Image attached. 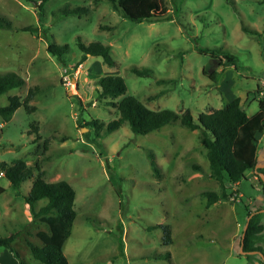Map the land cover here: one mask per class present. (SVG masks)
<instances>
[{
  "label": "rangeland",
  "instance_id": "1",
  "mask_svg": "<svg viewBox=\"0 0 264 264\" xmlns=\"http://www.w3.org/2000/svg\"><path fill=\"white\" fill-rule=\"evenodd\" d=\"M165 2L163 16L135 22L107 0H47L42 11L26 0H0V15L11 22L0 27V73L25 80L0 94V105L37 86L27 102L31 108L18 107L8 121L0 118V161L22 159L32 172L18 188L0 173V236L16 233L11 244L25 264H45L33 258L27 241L40 245L37 233L48 226L32 218L24 199L39 171L75 191L76 214L62 245L67 264H260L257 254L239 252L243 203L264 208L256 172L239 181L238 194L205 207L201 191L221 189L208 175L197 129L176 121L144 134L127 124L106 131L118 116L110 101L121 96L98 95L102 75H120L125 95L151 109H189L194 118L234 97L250 115L264 97V0ZM64 6L88 11L65 15ZM27 26L31 30L22 29ZM79 41L110 45L115 64L87 55L73 69ZM52 42L66 45L64 60L48 50ZM206 47L233 53L239 70L218 66L199 52ZM132 66L151 72L137 75ZM213 69L215 80L209 77ZM255 137L257 163H264V132ZM166 224L170 241L164 240ZM0 264L18 260L0 246Z\"/></svg>",
  "mask_w": 264,
  "mask_h": 264
},
{
  "label": "trees",
  "instance_id": "2",
  "mask_svg": "<svg viewBox=\"0 0 264 264\" xmlns=\"http://www.w3.org/2000/svg\"><path fill=\"white\" fill-rule=\"evenodd\" d=\"M34 3L42 11L47 0H26ZM111 7L120 12L131 21L139 22L142 20L153 21L165 14L167 5L165 0H107ZM60 10L65 14H74L86 12V7H61ZM0 27H11V22L3 15H0ZM23 30H31L30 27H24ZM251 34H257V31L243 27ZM81 50L80 59L72 65L73 69L86 58L87 55H99L107 65H114L115 61L111 57L110 45H103L99 41H91L84 44L77 43ZM66 45L57 46L53 42L48 44V50L51 53H58V59H62L60 54ZM199 52L208 53L212 61L218 66H233L239 70L237 57L220 47L199 48ZM131 71L137 75H144L151 72V68L132 66ZM217 69L211 70L209 77L216 79ZM99 96H107L115 99L110 101L117 108L118 116L106 125V131L127 124L134 133H147L159 129L164 124L178 122L189 130L197 129L200 144L204 151V156L208 161V175L216 181L221 189L220 194L212 189L201 191V196L205 198V207L221 199H228L232 194H238L237 184L241 179H247L248 171H254L257 174L260 183V189L264 194V183L259 177V172L264 174V166L255 168L256 159V133L264 132V97L259 96L258 110L253 114H247L245 108L240 103L238 97H234L223 106L208 111L198 113L194 118L189 109L182 112H176L173 109H151L133 95H125L126 84L120 75H102L96 80ZM25 83V80L15 72L0 73V94L10 88L17 87ZM37 86L27 90L26 95L8 96L7 104L0 105V118L8 121L14 111L23 106L31 108L27 102L35 94ZM258 90V86H257ZM93 126L99 127L97 119L90 121ZM96 127V128H97ZM154 163L153 160H151ZM195 169H200L198 165H193ZM0 172L9 180L14 188H18L22 181L28 179L32 172L22 159H16L12 163L0 161ZM4 187L0 185V193ZM75 191L73 187L64 179L56 181H47L42 177L39 171L31 181L29 192L24 196L25 202L32 218H40L45 221L48 230H41L37 233L40 245L27 241L29 251L33 258L45 264H67V259L62 251V245L68 237L70 227L75 217L74 209ZM39 200L44 203L36 208ZM246 210L245 221L251 213L244 233L242 248L243 250H257L264 256V211L262 208L249 209L246 203H243ZM245 223V222H244ZM244 226V224H243ZM167 230L164 240L170 241V226L163 225ZM16 233L7 236H0V246L11 250L13 256L18 260V264H25L18 251L12 246L11 242ZM240 245V240H239ZM257 254L259 263H262V257ZM250 253L246 254L248 257Z\"/></svg>",
  "mask_w": 264,
  "mask_h": 264
},
{
  "label": "water",
  "instance_id": "3",
  "mask_svg": "<svg viewBox=\"0 0 264 264\" xmlns=\"http://www.w3.org/2000/svg\"><path fill=\"white\" fill-rule=\"evenodd\" d=\"M261 166H264V163H256L255 168H257V167H261ZM258 175H259L260 179H261V180L263 181V183H264V174H263L262 172H259ZM260 210L263 211L264 208H261ZM252 213H253V212H251V213L247 216L246 221H245V223H244L243 230H242L241 235H240V245H239L240 248H239V252L242 253V254H248V253H250V254H253V253H259V254L261 255V257H262V263H261V264H264V256H263V254H262L261 252H258L257 250H249V251H247V250H243V248H242V242H243L244 233H245V230H246V227H247V224H248V220H249L250 216L252 215Z\"/></svg>",
  "mask_w": 264,
  "mask_h": 264
},
{
  "label": "built area",
  "instance_id": "4",
  "mask_svg": "<svg viewBox=\"0 0 264 264\" xmlns=\"http://www.w3.org/2000/svg\"><path fill=\"white\" fill-rule=\"evenodd\" d=\"M1 173V172H0Z\"/></svg>",
  "mask_w": 264,
  "mask_h": 264
}]
</instances>
